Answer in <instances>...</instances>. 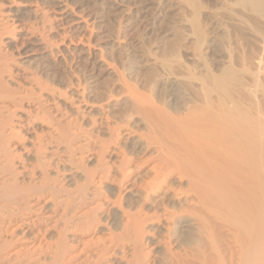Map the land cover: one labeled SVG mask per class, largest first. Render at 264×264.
<instances>
[{
    "label": "bare ground",
    "instance_id": "bare-ground-1",
    "mask_svg": "<svg viewBox=\"0 0 264 264\" xmlns=\"http://www.w3.org/2000/svg\"><path fill=\"white\" fill-rule=\"evenodd\" d=\"M99 3L0 0V264H264V0L149 8L160 71Z\"/></svg>",
    "mask_w": 264,
    "mask_h": 264
},
{
    "label": "rangeland",
    "instance_id": "rangeland-1",
    "mask_svg": "<svg viewBox=\"0 0 264 264\" xmlns=\"http://www.w3.org/2000/svg\"><path fill=\"white\" fill-rule=\"evenodd\" d=\"M118 1L123 2V4H127L128 6L132 4V6H134V7H140L141 9H144V8H142V7H144L143 4L146 3L147 1L149 3H146V4H149V5H146V7L144 9V12H146V13L143 14L144 16L142 15V17L138 18V20H135L136 22H134L133 25H129L126 28L120 26L119 15L121 14V12L119 14V12L117 11L116 12V15L117 16H116V15H113V12L110 11L107 8L106 5H102L101 3H99V5L96 6V9L98 10V12L100 14H102V15L105 16L104 17V19H105L104 20V24L102 25V30H101V32L98 35L99 37H97L98 42H101L100 44H102L103 47H106V48H104V52L108 53L109 50L112 48L110 45L113 44V42H115V41H118V40L119 41L121 40V42H122V40L124 42L127 41L126 42L127 44L131 43L134 46V49L132 50V52H131V50H129L130 53H128L129 51H127V53L129 54V55H127V57L129 56L128 57L129 58V61L132 60L131 59V57H132L131 55H133V57H135V56L136 57H140V56H142V54L144 55V53H145L146 55H144V56H149L150 58L152 57L153 64L155 65V66L153 65L154 66L153 68L155 70L158 68V70H156V71H160L161 70V68L163 66V63H166L165 61H167V63H168V61L169 62L171 61V58L168 57V54L166 52L167 49L169 47H171V45H173V47H175V46H179L180 44H182L180 46H182V48L184 47L182 49L183 51L186 49V46L188 45L187 47L189 48L188 50H189L190 54L191 55L195 54V50H194L195 49V45L192 44V41L193 40L191 41V37L189 38V36L188 37L186 36V40L187 41H184V40L182 41L181 39L178 38V33L177 32L175 33V31L172 28L163 26L162 25V22H161V24L156 23L157 21L154 20V17L152 16V12L150 11V9L153 11V14H155V11L159 10V9H157L158 8L157 7L158 6V3H160L163 0H142V1H140V0H118ZM137 1L138 2L140 1L141 3L140 2L138 3ZM136 2H137V4H136ZM152 7H153V9H152ZM169 8H170V11H169ZM163 10H164V12L166 11V13H168V11L169 12H172L174 9L172 10V7H170V6L167 7L166 6V7L163 8ZM146 15H147V17H146ZM150 16H152V17H150ZM139 19H141V20H139ZM153 23L154 24L156 23L155 24L156 27L153 25ZM189 27H190V25L189 24L187 25V23H186L181 28L183 30H186V29L187 30H190ZM170 29H172L173 31H171ZM187 30L185 31V34L188 32ZM175 36H177V37L175 38ZM172 40H174L173 41L174 44H172L173 42L171 43ZM176 40H178V41L175 42ZM179 40H181L182 42H180ZM165 44H167L168 46H166ZM190 44H192L194 46H192ZM190 48L193 49V50H191ZM107 49H109L108 52H107ZM164 49H165V51H164ZM136 52H137V54H136ZM149 52L153 56H150L151 54H149ZM154 52H156V54ZM164 56H165V58L168 57L167 60H165ZM154 57L155 58H158V59L156 60ZM169 58H170V60H169ZM163 59H164V61H163ZM114 63H117L115 65H117L118 68H120V66H122V62L119 61L118 59H115ZM141 68H142L140 70L142 72V74L140 72L141 79H149V78H152L153 75H156L157 74V72H154L155 70L153 71V69H151V67H149L147 65L146 66H142ZM150 70H151V72H153V74L149 72ZM180 70L177 69L176 72H179V73H183L184 72L183 70H181V71ZM149 73H150V75H149ZM151 74H152V76H151ZM144 75H145V77H143ZM100 77L101 78H99L100 79L99 86L100 87L101 86L104 87L106 85V83L109 81L108 79H110L109 78L110 76L108 77V74H101ZM101 83L104 84V85H102Z\"/></svg>",
    "mask_w": 264,
    "mask_h": 264
}]
</instances>
